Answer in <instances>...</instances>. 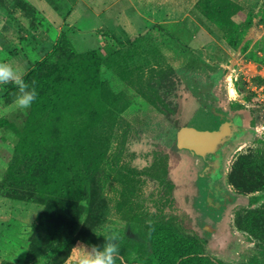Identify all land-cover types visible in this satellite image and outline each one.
<instances>
[{"label": "rangeland", "instance_id": "obj_1", "mask_svg": "<svg viewBox=\"0 0 264 264\" xmlns=\"http://www.w3.org/2000/svg\"><path fill=\"white\" fill-rule=\"evenodd\" d=\"M18 1L0 0V16L26 18L17 8ZM70 1L64 8L69 10L71 4L79 2L66 20L74 28L65 27L58 41L55 23L34 12L35 22L49 31L51 43L33 34L30 28L34 26L27 23L22 32L26 38L6 40L11 48H17L16 53L12 51L18 56H7L22 76L56 43L49 69L56 67L73 48L79 52L96 49L102 56L103 83L85 99L90 107L82 115L85 121L103 125L98 135L83 131L84 148L94 169L90 174L87 172L78 199H67L57 212L46 208L41 214L42 224L34 229L31 237L44 205L35 203L31 193H24L17 184L14 188L7 187L9 192L19 193L29 206L16 205L20 207L17 213L23 217L26 228L21 246L15 247L9 257L3 253L5 243L0 239V257L6 256L12 261L8 264H72L70 254L78 242L102 248L103 235L116 232L120 239L115 264H264V0H245L244 10H258V15L238 49L230 47L224 32L200 14L197 0H165L167 18L196 21L189 20L192 30L185 26L178 29L174 24L166 27L185 45L162 32L156 24L130 40L127 38L131 33L122 29L115 37L107 33L114 30L105 27L106 15L99 14L108 5L112 12L119 11L128 6L127 0ZM235 1L243 3L244 0ZM31 2L40 4L38 0ZM41 3L46 5L49 1ZM131 18L136 23L142 20L136 15ZM13 27L12 30L17 28V24ZM100 32L107 34L105 43ZM0 45H5V39L1 38ZM164 69L174 70L175 79L174 97L163 95L161 100L165 102L166 114L150 100L148 85L154 73ZM193 76L210 81L219 103L233 101L249 107L254 117L251 134L235 146L224 172L225 183L237 198L225 225L210 236L194 222L196 213L190 209L189 197L184 202L186 184L180 193L181 184L192 177L195 165L191 157L174 145L178 121L188 112L181 104L183 96L179 91L183 90L184 79ZM3 85L0 84V92ZM7 97L5 106H0V115L9 116L15 109L26 111L15 106L12 94ZM20 118H16L18 123ZM2 125L4 128L0 131L7 130L5 134L15 138V142L17 137L15 134L13 137L12 129L7 123ZM6 142L0 140L2 178L6 172L4 159L7 157L2 151ZM169 168L177 178L176 196L172 194V187L165 188L162 184ZM12 208L8 206L10 212ZM127 224L143 237L151 238L154 258L141 242L126 237ZM248 227L254 232L247 231ZM202 238H207V242Z\"/></svg>", "mask_w": 264, "mask_h": 264}, {"label": "trees", "instance_id": "obj_2", "mask_svg": "<svg viewBox=\"0 0 264 264\" xmlns=\"http://www.w3.org/2000/svg\"><path fill=\"white\" fill-rule=\"evenodd\" d=\"M49 2L53 3V0ZM16 4L21 14L29 19V24L37 26L33 18L37 10L27 0H19ZM196 8L203 17L224 32L226 42L233 49L239 48L258 15V10L245 11L244 7L235 0H197ZM156 26L171 38L186 44L160 25L156 24ZM18 27L20 28L17 33L23 35L21 30L25 27L22 25ZM107 33L116 36L113 31L107 30ZM141 34H131L127 40ZM63 35L61 33L58 41ZM104 36L106 38V32ZM56 48L57 43L44 57L34 61L32 67L23 75L30 89L34 87L37 92V98L31 107L24 112L15 109L9 116L0 119V122L8 124L17 137L4 181L12 188L17 184L24 193L30 192L36 202L44 205L43 210L37 215L30 237L34 229L42 224L41 214L46 208L57 212L64 207L67 199H78L81 195L84 182L87 180V172L90 174L91 169H94L84 148L83 131H90L89 135L92 136L98 135V130L103 126L82 119V115L87 113L90 107L89 101L85 99L96 92L103 83L102 56L96 52V49L79 52L73 48L56 67L49 69V60ZM173 72L174 70L171 69L156 71L148 81L151 88L150 100L165 114L167 109L163 107L165 102L161 103V100L164 99L163 95L166 96L175 88ZM2 87L0 104L4 106L9 100L8 95H13V102L19 93L16 85L11 82ZM18 116L21 117L19 123L16 119ZM11 192L13 191L8 190L9 195L23 198L19 193ZM248 228L247 231L254 232L250 227ZM125 229L126 237L141 242L145 250L154 258L155 247L151 238L143 237L129 224ZM31 241L32 238H29L30 243ZM9 262L12 261L8 258L0 260V264Z\"/></svg>", "mask_w": 264, "mask_h": 264}, {"label": "flooded vegetation", "instance_id": "obj_3", "mask_svg": "<svg viewBox=\"0 0 264 264\" xmlns=\"http://www.w3.org/2000/svg\"><path fill=\"white\" fill-rule=\"evenodd\" d=\"M179 92H182L183 96L181 104L188 112L178 121V129L187 125L202 130L225 131L214 150L210 151L202 162L194 164L192 160L195 171L191 170L192 177L187 178L180 188L181 193L183 186H187L184 202L187 203L185 199L189 197L190 209L196 213L194 222L198 229L208 236L216 235L225 225L231 205L236 200V195L225 183V168L235 146L251 134L254 117L249 107L233 101L219 103L210 81H201L194 76L186 78L183 90ZM168 96L174 97L173 90L167 93ZM177 130L174 135L176 149ZM176 179L169 168L162 180L165 188L172 187L173 196H176ZM202 240L207 242V238Z\"/></svg>", "mask_w": 264, "mask_h": 264}, {"label": "crops", "instance_id": "obj_4", "mask_svg": "<svg viewBox=\"0 0 264 264\" xmlns=\"http://www.w3.org/2000/svg\"><path fill=\"white\" fill-rule=\"evenodd\" d=\"M27 1L37 10L38 13H41L50 23H53V22L55 23V25L57 27V33H56V35L58 37L57 40L59 39L61 33L64 34V28L65 27L74 28L73 24L71 22H66V20L67 21L69 20V17L71 16V11L73 10L74 6H77L79 4V2L76 5L71 4V6L68 10L64 7L67 6V4L68 5L70 4L68 2L70 0H54L53 3L49 2L50 4L48 3L46 5L41 3L42 0H38L40 3L39 5L33 4L31 2V0H27ZM127 1H128V6L125 8H122L121 10H119L117 12H112L111 11L112 9L109 8V5H108L105 8L106 10H104L102 13L99 14L101 16L103 14L106 15L107 24H105V27L108 29L114 30V32L117 35H120L119 29H122L123 31L127 32L128 34H130V33L131 34H138L139 32H142L144 29L149 28L154 24H158L161 27H163L164 29H166L167 25L174 24L178 27V29H181V28H183V26H185V27H188L189 29L192 30L193 28L190 25L191 21L189 22V20H192L193 23L196 22L195 20H193V18L192 19L188 18L187 20L184 18H181V19L167 18L165 16V14H166V8H168V5H166L165 0H133V1L127 0ZM244 2H245V0L243 1V3H240V2L239 3L244 7L245 6ZM248 2L250 3V1H248ZM163 11H165V12H163ZM132 15H136L139 19H142V20H140L138 23H136L131 18ZM9 20H11L10 23H9ZM27 23L29 24L28 18L16 19V18H11L7 15L3 16V17L0 16V36H1V38L5 39V45H3V46L0 45V55H1L0 62L9 63V61H8L9 57L8 56H18V54L14 55V52H13L15 50V53H16L17 48H15V49L11 48L9 45L11 43H9L6 40L9 38H12L11 40L13 41V38H16V39H19L20 41H22L24 38H26L25 34L19 35L17 33V31L20 28V27H18L19 25H22L25 27ZM118 23L122 24V26H120V25L118 26ZM15 24H17V28L12 30L14 28L13 26H15ZM3 25H4V28H3ZM30 29H31V32L33 34H37V35L42 36V38L45 41H47V42L52 41V37L50 36L49 31L43 29L41 25L37 24V26H34ZM90 30H94V28H92ZM21 31L23 32V29ZM98 31H99V29L97 30V32ZM169 31L171 34H173L171 32V30H169ZM173 35L177 36L176 34H173ZM100 37H101V40L105 43V39H104L105 36L102 34V32H100ZM1 38H0V41H1ZM55 42H54V44H55ZM51 49L46 50L47 53ZM2 56H4V57H2ZM11 63H13V61L10 62L9 64H11ZM0 106H2V105L0 104ZM1 117H4V115H0V119H1ZM5 117H6V115H5ZM2 128H4V125H2V122H0V130ZM5 133L7 134V130L5 131ZM5 133H2L0 131V140H3V141L6 140L7 141L6 146L4 145L5 147L2 148V151H3V154H5L8 159L10 158V162H11V159H12V156L14 153V151H13L14 144H15L16 140L14 142L15 138L9 137ZM13 134H15V133L13 132L12 135ZM13 137H14V135H13ZM0 146H2V144ZM7 158L4 159V167H5L4 171L7 170V168L9 167V164H10V162L8 163ZM0 174H2V172H0ZM1 186H3V189L0 188V239L3 240L5 243V245L2 248L3 253L7 254L9 257H12L13 249H15V247L21 246L23 236L26 234V233H24L25 232L24 230L26 228L24 225L23 217L18 215V213H17V210H19V212H20V207H18L16 205L19 204V205L25 206V207L26 206L28 207L29 205H26L25 202H23V200H21L20 198H16V197H13V196L8 194V189H7L8 182H5L4 178H2V176L0 175V187ZM4 189H5V191H4ZM30 202L34 203L33 201H30ZM35 203L39 204L38 202H35ZM8 206H13V208L11 209V212L8 210ZM4 258H7V257L6 256L0 257V260L4 259Z\"/></svg>", "mask_w": 264, "mask_h": 264}, {"label": "clouds", "instance_id": "obj_5", "mask_svg": "<svg viewBox=\"0 0 264 264\" xmlns=\"http://www.w3.org/2000/svg\"><path fill=\"white\" fill-rule=\"evenodd\" d=\"M9 82L16 85L18 95H16L14 104L18 109H28L37 98L35 88L29 87L24 81L22 73L12 67L11 64L0 62V84H8ZM105 239L104 245H88L78 242L72 248V264H115V257L119 252L118 241L119 234L111 232L103 235Z\"/></svg>", "mask_w": 264, "mask_h": 264}, {"label": "water", "instance_id": "obj_6", "mask_svg": "<svg viewBox=\"0 0 264 264\" xmlns=\"http://www.w3.org/2000/svg\"><path fill=\"white\" fill-rule=\"evenodd\" d=\"M224 134L225 131L222 129L211 131L183 125L177 130L176 145L183 153L194 160V164H198L210 151L214 150Z\"/></svg>", "mask_w": 264, "mask_h": 264}, {"label": "bare ground", "instance_id": "obj_7", "mask_svg": "<svg viewBox=\"0 0 264 264\" xmlns=\"http://www.w3.org/2000/svg\"><path fill=\"white\" fill-rule=\"evenodd\" d=\"M230 94L233 95L232 90H230Z\"/></svg>", "mask_w": 264, "mask_h": 264}]
</instances>
